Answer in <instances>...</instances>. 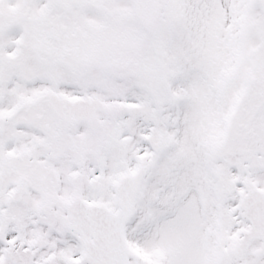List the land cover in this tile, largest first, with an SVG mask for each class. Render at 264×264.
I'll list each match as a JSON object with an SVG mask.
<instances>
[{
  "label": "snow or ice",
  "instance_id": "6c2138e0",
  "mask_svg": "<svg viewBox=\"0 0 264 264\" xmlns=\"http://www.w3.org/2000/svg\"><path fill=\"white\" fill-rule=\"evenodd\" d=\"M0 264H264V0H0Z\"/></svg>",
  "mask_w": 264,
  "mask_h": 264
}]
</instances>
